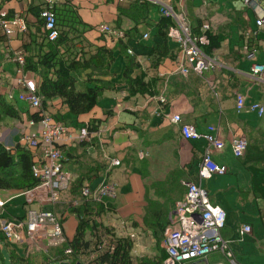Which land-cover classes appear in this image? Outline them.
<instances>
[{
	"label": "crops",
	"instance_id": "1",
	"mask_svg": "<svg viewBox=\"0 0 264 264\" xmlns=\"http://www.w3.org/2000/svg\"><path fill=\"white\" fill-rule=\"evenodd\" d=\"M69 1L89 27L86 40L95 47L114 50L108 76L111 89L90 112L73 115L60 98L43 106V113L54 120L61 118L57 121L67 125L70 133L79 134L83 128H92L93 122L99 125L96 131L88 129L86 140L76 142L65 135L56 143L63 152V165L72 174V181L90 166L95 168L92 161L100 165H107L109 158L120 161L110 171L109 178L117 187L116 197L105 199L110 211L103 221L120 236L135 235L134 256L138 255L136 250L150 249L144 240L149 239L152 247L155 245L151 232L144 227L145 216L165 209L170 223L174 202L183 199L187 192L186 183L199 184L208 192L211 202L227 213L221 235L229 242L237 263L264 264V115L259 116L256 111L239 112L236 108L238 94L245 96L247 103L264 104V73L254 75L252 69L255 63L264 66V27L257 25L264 12V0L256 7L243 0H151L143 12L131 8L133 0ZM40 3L41 0H2L0 7L8 17L23 14L28 26V21L33 20L32 11ZM161 7L184 16L193 33H199L204 23L210 24V34L217 45L205 46L203 51L215 61L213 69L203 73L191 71L187 76L181 74V46L169 36L168 54L159 59L153 54L156 44L164 41L157 35L158 23L165 16ZM101 24H110L122 35L125 33L127 54L138 63L131 77L145 82L144 93H130L124 77L128 59L118 45L121 36L98 32L97 26ZM29 32L28 27L26 32L17 31L7 37L0 28V96L19 114L0 120V144L12 153L18 145L24 146L36 161L42 158L40 148L28 147L21 138L39 134L43 127L40 120L34 119L38 111L20 99L26 88L19 79L26 75L38 89L40 77L25 67L24 73H20L13 54L19 50L25 52ZM148 32L150 38L143 39V34ZM250 52L254 58L249 56ZM87 72L83 70L79 76L80 90H85L83 80ZM160 97L166 101L161 102ZM173 114H180L184 123L193 125L200 133H214L222 138L225 146L213 150L212 158L226 166L227 173L200 180L198 171L207 141L185 139L180 124L171 121ZM240 136L247 138L248 149L238 158L231 140ZM70 152L73 155L67 156ZM141 152L146 156L141 158ZM104 169L91 188L100 184ZM61 196L56 203H47L49 208L44 207L63 216L65 234L72 238L78 220L69 212L72 203L69 191ZM0 198L6 201L3 209L0 208V226L6 220L26 214L28 203L21 192L0 190ZM245 224H250L253 230L241 236L239 230ZM207 261L230 264L221 253L213 254ZM190 264L206 263L196 260Z\"/></svg>",
	"mask_w": 264,
	"mask_h": 264
},
{
	"label": "built area",
	"instance_id": "2",
	"mask_svg": "<svg viewBox=\"0 0 264 264\" xmlns=\"http://www.w3.org/2000/svg\"><path fill=\"white\" fill-rule=\"evenodd\" d=\"M45 4L41 11L44 19L45 30L49 40L53 41L58 36L56 29V13L53 6L57 0H41ZM151 1V0H147ZM254 7L261 4L262 0H243ZM2 0H0L1 5ZM161 12L167 17H172L175 24L168 29V36L174 39L181 46L180 66L181 74L187 76L191 71L203 73L215 67V61L204 51L203 47L210 44L208 33L211 26L204 23L199 33H193L188 21L184 16L176 13L167 7H161ZM257 25L264 27V12L257 20ZM0 28L7 37L13 36L17 31L26 32L27 21L23 14H16L8 17L7 13L0 7ZM98 32L113 36H122L116 27L110 24L97 26ZM150 33H144L143 39L148 40ZM132 54L133 51L129 50ZM15 60L19 64V72L24 73L25 54L23 51L13 52ZM250 57L254 58L253 52ZM254 75L261 76L264 73V66L259 63L253 65ZM19 83L26 88L20 94V99L29 103L36 111L43 109V98L37 93V86L34 81L29 80L26 75L19 79ZM165 102L164 97L159 98ZM236 108L240 111H256L259 116L264 115V104L260 102H246V97L238 94L236 98ZM39 121L43 127L39 134L25 135L21 138L23 144L30 148H40L42 158L35 161L33 165L34 176L39 180L38 184L26 191L21 192L26 197L28 204H36V207L28 206L23 217L6 220L1 223V233L6 241L12 245L22 247L24 250L47 251L50 247H58L70 239L64 230L60 216L52 210H46L44 205L56 203L60 200L61 193L69 188L72 181V174L64 168V155L57 146L65 135L70 136L76 142H81L89 138L88 128H83L79 132L70 133V129L62 122L56 121L50 116L41 112ZM171 121L180 124L181 132L185 139L204 138L207 147L202 155L198 176L200 180L209 179L214 175H223L228 172L226 166L217 164L212 158L213 150H221L225 142L218 134L200 133L193 125L184 123L180 114H173ZM35 121H31L33 124ZM232 150L236 157H243L248 149V140L244 136L234 137L231 140ZM141 158L146 154L141 152ZM120 165L118 159H111L104 169L103 177L96 188L85 186L82 189L83 198L96 202H101L104 207H109L106 198L116 197V184L110 180L112 168ZM187 192L183 199L174 202L173 211L170 215V223L165 231L162 247L167 253L165 264H190L193 261H207L215 253H221L230 264H238L234 251L221 235V229L226 224V211L219 205L211 202L208 192L199 184L186 183ZM78 199H74L72 204L77 205ZM6 201L0 198V208L3 209ZM124 224V223H123ZM253 230L250 224L243 225L239 232L241 236L251 233ZM131 234V237H134ZM70 248L65 250V254H70ZM87 264V262H85ZM214 264H225L222 261Z\"/></svg>",
	"mask_w": 264,
	"mask_h": 264
},
{
	"label": "trees",
	"instance_id": "3",
	"mask_svg": "<svg viewBox=\"0 0 264 264\" xmlns=\"http://www.w3.org/2000/svg\"><path fill=\"white\" fill-rule=\"evenodd\" d=\"M131 8L140 12L146 9L147 0H133ZM39 7V8H38ZM38 9L32 11L33 20L28 21L29 41L24 44L25 69L39 75L40 81L37 93L43 98L45 108L48 101L54 98L62 99L73 115L90 112L98 105L100 98L111 89V67L114 61V50L107 47H95L85 37L89 27L81 19L79 12L69 0L58 1L53 10L56 13V29L58 36L51 41L45 30L41 11L45 4L40 3ZM172 17L164 16L158 23L157 35L163 43L154 47V55L158 59L168 54V29L174 25ZM210 44L215 47L217 41L208 33ZM125 33L120 37L118 45L128 59L124 77L130 87V93H144L145 82L131 77L134 67L138 66L134 57L127 54L124 43ZM207 48V51H209ZM88 71L83 80L85 90L78 86L82 71ZM44 108L41 112H44ZM41 112L34 119L41 120ZM19 117L17 110L0 96V120L5 117ZM57 120H62L58 118ZM56 120V121H57ZM60 122V121H59ZM63 123V122H62ZM90 131H96L98 126L93 122ZM85 143H83V146ZM85 154V153H84ZM70 152L67 156H72ZM33 154L26 147L18 145L16 152L6 149L0 144V190L23 192L35 187L39 180L34 176ZM83 165V163H80ZM95 168L80 173L77 179L70 182L69 198L71 202L78 199L79 203L69 207V212L76 216L78 224L72 238L67 239L58 247H50L47 251L24 250L22 247L8 243L0 232V243L9 254L10 264H58L67 261L69 264H165L167 253L161 246L163 234L168 225L166 210L145 216L143 224L149 230L155 243L156 252L152 256H134V237L120 236L115 229L104 223L103 216L110 208L103 207L101 202L83 198L82 189L90 186L100 176L105 163L91 162ZM64 223L63 216L60 217ZM70 248L72 252L65 254ZM0 264H4L0 258Z\"/></svg>",
	"mask_w": 264,
	"mask_h": 264
},
{
	"label": "rangeland",
	"instance_id": "4",
	"mask_svg": "<svg viewBox=\"0 0 264 264\" xmlns=\"http://www.w3.org/2000/svg\"><path fill=\"white\" fill-rule=\"evenodd\" d=\"M79 82H80V80H79ZM209 179H205V181H207ZM61 197L64 198V195H62ZM30 205L33 206V207H36V205H32V204H30ZM28 206L29 205L27 204L26 209H28ZM44 206L49 208L47 204H45ZM58 211L60 213V210H58ZM115 220L117 221L118 219H115ZM146 242H148V245H149L150 249H144V251L136 250V253L138 254L137 256L142 255V254L144 256H152L156 252L155 246L153 245V247H152V244H151L150 240L149 239L144 240V243H146ZM0 258L3 260L4 264H10L8 251H7L6 247L3 244H1V243H0Z\"/></svg>",
	"mask_w": 264,
	"mask_h": 264
},
{
	"label": "water",
	"instance_id": "5",
	"mask_svg": "<svg viewBox=\"0 0 264 264\" xmlns=\"http://www.w3.org/2000/svg\"><path fill=\"white\" fill-rule=\"evenodd\" d=\"M58 264H69L67 261H61L60 263Z\"/></svg>",
	"mask_w": 264,
	"mask_h": 264
}]
</instances>
